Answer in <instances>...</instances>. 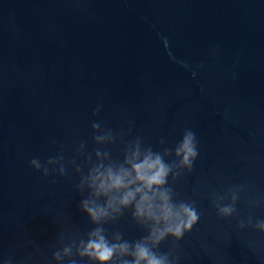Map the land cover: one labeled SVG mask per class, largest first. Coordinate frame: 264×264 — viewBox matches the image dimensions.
<instances>
[{
  "label": "water",
  "instance_id": "1",
  "mask_svg": "<svg viewBox=\"0 0 264 264\" xmlns=\"http://www.w3.org/2000/svg\"><path fill=\"white\" fill-rule=\"evenodd\" d=\"M186 128L200 155L169 184L200 219L158 251L264 264V0H0V257L56 264L95 227L78 185L96 151L122 161L137 138L174 150ZM59 155L63 175L48 164ZM105 228L147 234L130 210Z\"/></svg>",
  "mask_w": 264,
  "mask_h": 264
},
{
  "label": "clouds",
  "instance_id": "2",
  "mask_svg": "<svg viewBox=\"0 0 264 264\" xmlns=\"http://www.w3.org/2000/svg\"><path fill=\"white\" fill-rule=\"evenodd\" d=\"M100 105L94 110L99 112ZM93 129H99L93 123ZM114 138L111 132L96 136L97 143L110 142ZM166 141L161 138L163 145ZM83 145H81V149ZM174 154L176 160L169 162L166 157ZM200 155L196 132L186 128L182 139L174 150L154 151L151 146H144L137 138L129 143L122 161H113L110 153L96 151V162L78 185L83 194L88 196L80 201V209L87 214L95 225L86 239L72 240L53 253L56 264H179V257L171 252L161 253L159 245L168 237L179 241L186 232H190L200 219L197 209L186 201L174 198V189L169 184L181 175V171L192 170ZM63 156L49 159L48 164H60V174L65 172L61 163ZM30 165L44 174L48 168L42 166L38 158H32ZM77 171H81L77 167ZM233 201L236 196L233 195ZM126 210L131 211L135 223L146 231V235L136 240L125 239L123 232L109 234L106 224L119 220ZM235 212L233 204L218 207L219 215L231 216ZM244 225L241 224V227ZM256 228L264 232V220H258ZM0 264H14L11 258L0 257ZM24 264H29L25 260Z\"/></svg>",
  "mask_w": 264,
  "mask_h": 264
}]
</instances>
